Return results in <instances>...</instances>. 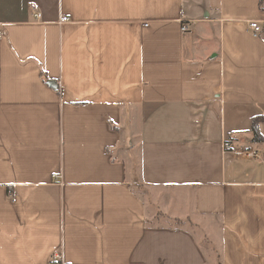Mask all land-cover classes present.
Segmentation results:
<instances>
[{"label":"crops","instance_id":"obj_1","mask_svg":"<svg viewBox=\"0 0 264 264\" xmlns=\"http://www.w3.org/2000/svg\"><path fill=\"white\" fill-rule=\"evenodd\" d=\"M261 2L0 0V264H264Z\"/></svg>","mask_w":264,"mask_h":264},{"label":"built area","instance_id":"obj_2","mask_svg":"<svg viewBox=\"0 0 264 264\" xmlns=\"http://www.w3.org/2000/svg\"><path fill=\"white\" fill-rule=\"evenodd\" d=\"M259 10H260V13L263 15V19L251 20V21H248V23H247V28H248L249 32L251 33V35L254 37L259 36L263 30V26H264V0H262V2L260 3ZM37 18L40 19V15H37ZM69 22H70V20L66 17H62L59 21L60 24H66ZM145 26H147V25L145 24ZM191 31H192V27H191L189 22H184L180 26V32L182 34H187V33H190ZM0 36H1V34H0ZM223 147H224V150L226 152H231L234 155H236L242 159H261L262 157H264V153H260L256 150L233 149L231 147V145L229 144V142H227V141H224ZM52 178L57 179L58 175H53ZM51 262L54 264L60 263L61 262L60 254H54L51 257Z\"/></svg>","mask_w":264,"mask_h":264},{"label":"rangeland","instance_id":"obj_3","mask_svg":"<svg viewBox=\"0 0 264 264\" xmlns=\"http://www.w3.org/2000/svg\"><path fill=\"white\" fill-rule=\"evenodd\" d=\"M134 169L137 171V161H134ZM136 189L134 190L138 195H140L142 198L144 199H149L148 197L151 195L153 190H149V189H144V188H140V187H135ZM166 221L165 218L163 219V217L158 218L157 224L163 226L166 225ZM186 229H188L190 232H192L196 238L198 239V241H200L202 248L204 249V251L206 252V256L208 259V263L209 264H217L218 262V249L217 248H212L210 246H208L207 244H205V242L202 240V233L201 231L195 227L193 224H188L187 222L184 225Z\"/></svg>","mask_w":264,"mask_h":264},{"label":"trees","instance_id":"obj_4","mask_svg":"<svg viewBox=\"0 0 264 264\" xmlns=\"http://www.w3.org/2000/svg\"><path fill=\"white\" fill-rule=\"evenodd\" d=\"M261 120L263 121L264 117H260V119H258V120L257 119H253L252 125H251V132H252V135H253V142L264 144V138L258 132V123ZM175 224L176 225H183V223L181 221H179V220H175Z\"/></svg>","mask_w":264,"mask_h":264}]
</instances>
